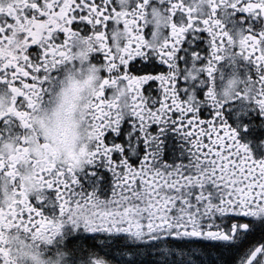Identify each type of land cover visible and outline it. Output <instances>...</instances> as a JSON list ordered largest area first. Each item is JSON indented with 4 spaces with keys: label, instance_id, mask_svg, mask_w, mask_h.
Here are the masks:
<instances>
[{
    "label": "snow or ice",
    "instance_id": "snow-or-ice-1",
    "mask_svg": "<svg viewBox=\"0 0 264 264\" xmlns=\"http://www.w3.org/2000/svg\"><path fill=\"white\" fill-rule=\"evenodd\" d=\"M0 264H264V0H0Z\"/></svg>",
    "mask_w": 264,
    "mask_h": 264
}]
</instances>
